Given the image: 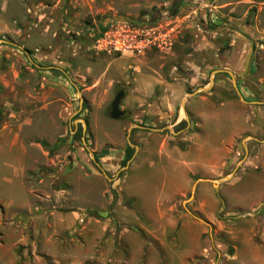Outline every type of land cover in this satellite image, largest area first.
I'll use <instances>...</instances> for the list:
<instances>
[{
	"label": "rangeland",
	"instance_id": "rangeland-1",
	"mask_svg": "<svg viewBox=\"0 0 264 264\" xmlns=\"http://www.w3.org/2000/svg\"><path fill=\"white\" fill-rule=\"evenodd\" d=\"M238 1L0 0V264H243L229 213L264 193V172L236 182L264 153V0ZM242 36L258 103L208 83Z\"/></svg>",
	"mask_w": 264,
	"mask_h": 264
},
{
	"label": "crops",
	"instance_id": "crops-1",
	"mask_svg": "<svg viewBox=\"0 0 264 264\" xmlns=\"http://www.w3.org/2000/svg\"><path fill=\"white\" fill-rule=\"evenodd\" d=\"M252 4H255L253 3L252 0H240L237 2V5L235 3L232 5V10L233 11L237 10L239 5L245 6ZM259 5H261L262 9L264 10V2H261ZM231 21L235 22L236 24L240 22L239 19L236 18H232ZM242 39H238V43L240 44L241 47V50L238 51L240 52L239 57L236 58L237 52L235 48L233 50H228V53L225 57L226 65L221 68L223 70H229L233 72L234 75L238 78V81L239 79H245L250 73H252L253 70V65H252L253 39H251L250 37L245 38L244 36H242ZM213 74L214 71L211 73V76H209L208 83H211V81H213V78L215 77ZM221 74H228V73L219 72L215 75L219 76ZM209 95L212 96L213 92H210ZM210 96L205 97L204 100H209ZM249 102L258 103L254 101H249ZM186 122L187 124H189L188 120ZM236 129L237 130L234 133L235 135L239 134L240 132L238 127H236ZM263 162H264V153H261V155H257L253 160L251 159L249 161L248 166L244 168L245 170L244 173L240 175V177H237L236 182L238 183L243 181L245 182L250 180L251 178L252 179L258 178L264 172V166H262ZM256 207H259L256 214L254 216L248 217V215H250L249 214L250 211H254ZM229 218H233L234 221L246 222L249 225L248 230L244 231L246 236L243 242L245 246V252L247 255H249V257L244 258L243 264H264V193L255 203H253L246 209L237 208L236 210H233V212L229 213ZM195 236L197 237V234ZM233 248L237 255V257L234 256L233 258H235L236 261L240 262L239 261L240 258L238 256L239 249L237 245H235ZM240 255H242L241 251H240ZM209 262L210 260L209 259L207 260V258L205 260H202V264L205 263L209 264Z\"/></svg>",
	"mask_w": 264,
	"mask_h": 264
},
{
	"label": "water",
	"instance_id": "water-1",
	"mask_svg": "<svg viewBox=\"0 0 264 264\" xmlns=\"http://www.w3.org/2000/svg\"><path fill=\"white\" fill-rule=\"evenodd\" d=\"M24 51V50H23ZM25 52V51H24ZM27 55H29L27 52H25ZM219 72H227L230 77L232 78V81H233V86H234V89L238 95V97L240 98V100L246 104H250V103H253V102H247L244 98V96L242 95L239 87H238V84H237V81H238V78L234 75L233 72L229 71V70H223V69H220V70H216L214 71V75L219 73ZM210 85H213V81H211ZM124 94L125 92L123 90H121L115 97V99L113 100L112 104H111V112H110V117L114 120H118L120 118H122L124 116V112L121 111L120 109V103H121V100L122 98L124 97ZM131 131V130H130ZM246 152H247V149H246ZM247 154V153H246ZM230 178L229 177H224L223 179H220L217 181V184H221L222 182H227L229 181ZM215 186V189H217V185H214ZM192 198V196L190 197V199ZM222 201V205H223V208L225 207L224 205V201L221 199Z\"/></svg>",
	"mask_w": 264,
	"mask_h": 264
},
{
	"label": "bare ground",
	"instance_id": "bare-ground-1",
	"mask_svg": "<svg viewBox=\"0 0 264 264\" xmlns=\"http://www.w3.org/2000/svg\"><path fill=\"white\" fill-rule=\"evenodd\" d=\"M239 53H240V52H237V54H236V58H238V57H239V55H240Z\"/></svg>",
	"mask_w": 264,
	"mask_h": 264
},
{
	"label": "built area",
	"instance_id": "built-area-1",
	"mask_svg": "<svg viewBox=\"0 0 264 264\" xmlns=\"http://www.w3.org/2000/svg\"><path fill=\"white\" fill-rule=\"evenodd\" d=\"M117 46V45H116Z\"/></svg>",
	"mask_w": 264,
	"mask_h": 264
}]
</instances>
